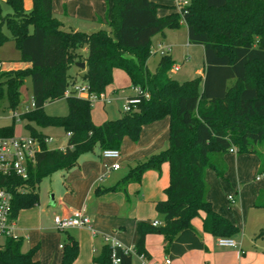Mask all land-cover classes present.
<instances>
[{
  "label": "trees",
  "instance_id": "16d2710c",
  "mask_svg": "<svg viewBox=\"0 0 264 264\" xmlns=\"http://www.w3.org/2000/svg\"><path fill=\"white\" fill-rule=\"evenodd\" d=\"M12 10L4 16L0 7V47L13 41L21 61L30 65L24 70H0L2 87L7 89L10 108L20 99L26 78L31 80L32 110L19 116L24 129L39 142V150L28 163V178L0 173V190L12 196L10 221L19 213L40 202L39 185L57 172L76 168L79 159L96 149L120 150L125 138L140 140L142 130L152 123L169 120V144L148 159L139 161L115 186L98 189V196L109 192H127L131 184H140L145 173H161L169 165L170 182L166 200L155 203L163 223H138V240L133 253H122L117 264H133V257L150 256L146 237H163L168 251L180 233L193 230L192 221L204 214L203 231L215 238L233 239L240 229L217 213L208 201L206 172H214L218 181L225 180L228 166L225 156L255 155L258 175L264 174V0H190L181 11L163 17L155 0H113L110 32L66 30L53 14V0H6ZM187 27L188 42L202 46L204 71L201 77L178 82L171 77L174 62L161 56L151 73V39L166 29ZM4 28L10 33L8 38ZM87 49L84 58L81 50ZM76 63H85L83 80L95 95L106 93L114 80V71L124 72L131 88L148 95L121 119L102 125L92 121L93 104L76 96L65 97L74 84L68 75ZM0 65L2 61L0 60ZM66 99L68 114L51 117L44 107ZM130 99V98H129ZM62 128L70 137L65 150H51L47 136L38 129ZM14 127L0 129V136L13 137ZM264 209V192L253 203ZM23 239L7 237L0 245V264H40L36 260L40 247L22 251ZM80 252L79 243L68 237L62 246L59 264H74ZM94 264H114L111 250L105 244Z\"/></svg>",
  "mask_w": 264,
  "mask_h": 264
},
{
  "label": "rangeland",
  "instance_id": "374dc122",
  "mask_svg": "<svg viewBox=\"0 0 264 264\" xmlns=\"http://www.w3.org/2000/svg\"><path fill=\"white\" fill-rule=\"evenodd\" d=\"M28 6L30 9L31 0H29ZM0 7L4 16L11 14L12 10L10 6L6 4V0H0ZM176 8L178 7L176 6ZM101 30L110 32L109 24H106ZM4 33L8 38L10 37V33L5 28ZM159 43H163L164 51L167 55L171 53L174 66H180L177 71L174 69L171 70V77L173 79L178 82H184L203 75L204 50L202 46L187 44V34L183 23L178 29H166L163 34H158L151 39L152 56L148 61V68L151 73L156 71L161 58V53L157 52V45ZM168 48L169 51H167ZM153 51L157 53L153 54ZM80 52L84 58L87 57L88 53L84 50ZM0 60L2 61L3 72L24 70L30 67L29 64L20 62L21 53L13 41H6L0 47ZM84 74L85 69H79L75 67V65L72 66L68 72V75L73 79L75 85L85 84L83 80ZM109 89L110 90H107L105 93V101H95L93 103V117L100 121L105 118L103 115H107L108 121L121 119L125 112L127 98L136 96L135 90L131 88L129 77L122 71H119L115 76ZM2 91L3 95L0 97V128L14 127L16 137H27L28 133L24 129L25 122L19 120V116L32 110L31 80L29 78L25 79L24 85L20 90V99L14 109L9 106L7 89L5 86L2 87ZM68 111L66 99L49 103L44 107V113L51 117H64L68 114ZM13 115H16L15 118H12ZM45 133L53 139V142L48 144L49 148L61 147L63 144L67 143V134L62 128H47ZM168 144L169 133L166 147L161 151L166 150ZM242 156L246 161L238 168L237 155L232 152L228 153L227 159L231 162L230 175H227L226 180L221 182V185H219L217 181L215 182V180L211 185L208 184V182L207 184L210 187V193L217 205V207H214V205L213 207L218 209L221 216L235 222L240 229L239 235L234 238L238 247L241 245L244 250H251L257 256H260L264 251V209L253 208L252 203L255 193L260 189L264 190V174L261 175L259 182H256L257 157L255 155ZM143 160L145 159L139 161ZM139 161L137 160L132 163L129 160L123 161L121 159L119 161L121 171L113 172L114 174L112 176L120 174L125 177L130 169ZM162 169L161 173L163 172ZM161 173L157 174L160 175ZM68 186L69 183L66 172H57L51 177L43 179L38 190L40 196L39 204L32 209L23 210L19 213V218L26 223L29 229V234L23 236L25 239L23 240L22 251L26 253L38 245L40 247L39 259L43 264L60 263L62 253L58 254L59 245H65L69 236L77 240L80 247L79 256L74 264H92L93 257L98 256L102 246L106 244L104 236H110L120 244H123L116 238L112 229L110 231H100V235L94 236L95 238L92 244L90 235L82 228H72L63 232L57 230L54 219L56 216H60L58 204L61 199L65 198L67 193L69 194ZM131 186L132 188H136L137 191L132 193L130 190ZM131 186L128 187L126 193L119 192L115 194L121 195L123 199V204L120 206V213H124L125 216L129 214L135 197L136 199H140L141 194L144 193V190L141 188L142 184H133ZM227 194L235 196L238 203L242 202L243 207L240 208L239 206V209L236 210L237 207L235 206L236 208L233 207V209L230 210L226 198ZM53 200L55 204H53ZM202 214L203 213H201L200 216H202ZM39 219H41L40 227L42 231L34 230V228H37L36 224ZM197 219H199V217H196L194 220ZM244 224L246 225L245 227ZM18 234V236L21 237L20 233ZM6 238L7 237H0V245L5 243ZM115 252L119 254L120 249H115ZM133 264H141L138 257H133Z\"/></svg>",
  "mask_w": 264,
  "mask_h": 264
},
{
  "label": "crops",
  "instance_id": "0c3cea01",
  "mask_svg": "<svg viewBox=\"0 0 264 264\" xmlns=\"http://www.w3.org/2000/svg\"><path fill=\"white\" fill-rule=\"evenodd\" d=\"M155 1L161 4V8L157 11L159 17H163L172 12H178L175 0ZM28 2L29 0H25L26 9H29ZM112 5L113 0H53V14L62 23L64 29L90 33L101 30L106 24H109ZM185 29L187 34V44H189L186 26ZM157 46L164 47L163 43H159ZM83 50L87 53V49ZM168 56L172 57L171 53ZM178 67L180 68V66ZM1 71H3L2 65ZM119 71L120 70L114 71V78ZM110 89L108 88L107 90ZM15 116L16 115H13L12 118H15ZM103 117L105 118L101 119V121L95 119L92 111V121L95 125L99 126L108 121L107 115H103ZM45 130L46 129H38V131L43 132L47 138H51L45 133ZM168 133L169 120L166 118L145 126L140 136V140L137 143H133L130 139L125 138L119 150L120 158L116 161L102 159L101 151L99 149H96L93 153L83 155L79 159L78 166L66 172L69 183V194L67 193L65 198L59 201V217H69L75 210L85 209V215L89 217L91 221V228L84 227L82 229L90 235L91 244L94 242V236L100 235V231H110L112 229L116 238L123 243L122 245L125 248L134 247L138 240L136 231L138 223L157 222L160 225L163 223V217L158 215L155 210V203L166 200L164 191L167 189L170 182L169 165L166 164L162 166L163 172L160 175L154 171H149L144 174L142 182L138 184H142L141 188L144 190V193L141 194L140 199H136L135 197L130 212L128 215L126 214V216L124 213H120V206L123 204V199L121 195H115L119 192H109L98 196L96 191L98 189L104 190L111 188L124 177L120 174L112 176L114 174L113 172H119L121 171V168L118 170H112L107 169L106 167H111L115 163L119 164L121 159L123 161L129 160L134 163L137 160L146 159L151 155L157 154L166 147ZM27 136H29V134ZM68 138L67 135V141ZM51 142H53V139ZM66 145L67 143L63 144L61 147L49 149H64L66 148ZM225 161L228 166V171L225 176L226 180L227 175L229 176L231 173V162L227 159V155L225 156ZM245 161L246 160L242 155H237L238 168H240ZM257 162L258 172L260 164L258 158ZM260 179L261 175H258L257 173L255 181L259 182ZM214 180L215 182L217 181L219 185H221V182L225 181H218L214 172L208 170L206 172V181L211 185L214 183ZM130 188L132 193L137 191V189L132 188V186ZM260 192H264V190L260 189L255 193L253 203ZM229 196L230 195L228 194L226 195L230 210H232L233 207H237L236 210L239 209V206L240 208L243 207L242 202L238 203L235 196H233L234 204L232 202L231 204L228 200ZM207 199L212 205H214V207H217L214 198L210 193V187ZM253 203L252 207L256 208L253 206ZM53 204H55L54 200ZM214 210L219 213L218 209L214 208ZM203 217L204 214L199 216V219L193 220V230H186L180 233L168 251H165L162 236H147L145 244L146 250L150 256L148 264L162 263L166 259H169L171 264H264V251L262 255L257 256L251 250H244L241 245L236 248H224L218 246V238L203 231ZM40 222L41 219L37 220V228H34V230L42 231ZM233 223L236 224L235 222ZM245 226L246 225L244 224V227ZM11 227L15 237H19L18 233H20L21 237L19 238L24 240L25 238H23V236L29 234V229L26 223L19 218V215L17 219L12 222ZM79 238L81 239L80 236ZM61 246L62 245H59L58 254L62 253ZM104 246L105 244L102 248ZM39 257L40 250L35 258L40 264H43ZM92 264H94L93 260Z\"/></svg>",
  "mask_w": 264,
  "mask_h": 264
},
{
  "label": "built area",
  "instance_id": "2783aa9c",
  "mask_svg": "<svg viewBox=\"0 0 264 264\" xmlns=\"http://www.w3.org/2000/svg\"><path fill=\"white\" fill-rule=\"evenodd\" d=\"M178 11L189 5L190 0H175ZM169 51V49H167ZM161 56L167 55L164 51V47L159 46L158 51ZM153 51V54L157 53ZM175 71L179 70L178 66H173ZM1 70V65H0ZM136 92V96L127 99V104L125 107V112H129L134 109L141 101V97L148 98V95L144 93L140 88H133ZM76 96L79 98L87 99L93 104L95 101H105V93L100 95H95L90 92V87L87 83L83 85L72 84L65 92V97ZM70 137V134H68ZM52 141L51 138H46L45 143L49 144ZM39 150V142L34 138L27 137H2L0 136V173L3 175L15 174L22 179L28 178V163L32 161ZM61 150H65L61 149ZM232 153H236L235 149H231ZM102 159L106 160H118L120 158L119 150H104L101 152ZM107 169L118 170L120 165L118 163L113 164L111 167H106ZM228 200L234 202V197L229 196ZM12 196L6 190H0V237H13L18 238L13 235L10 221V211H11ZM55 226L58 231H67L72 228H91V221L89 217L85 215V209L75 210L69 217H55ZM153 227L160 226L159 223H152ZM106 245L111 250V258L114 264L119 263L120 255L122 253H133L132 248H125L122 244L117 242L110 236H104ZM217 244L224 248H236L238 245L234 239L230 238H219ZM62 248V246H61ZM115 249H120V253L116 254ZM136 256V255H135ZM138 257V256H136ZM141 264H148V260L143 256L138 257ZM155 264H171L169 259L164 260L162 263Z\"/></svg>",
  "mask_w": 264,
  "mask_h": 264
},
{
  "label": "water",
  "instance_id": "95a60500",
  "mask_svg": "<svg viewBox=\"0 0 264 264\" xmlns=\"http://www.w3.org/2000/svg\"><path fill=\"white\" fill-rule=\"evenodd\" d=\"M75 67H77L79 69H85V63H76Z\"/></svg>",
  "mask_w": 264,
  "mask_h": 264
}]
</instances>
